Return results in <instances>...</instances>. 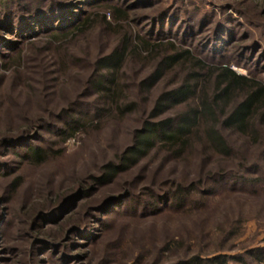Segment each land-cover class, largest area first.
I'll return each instance as SVG.
<instances>
[{
  "label": "rangeland",
  "instance_id": "obj_1",
  "mask_svg": "<svg viewBox=\"0 0 264 264\" xmlns=\"http://www.w3.org/2000/svg\"><path fill=\"white\" fill-rule=\"evenodd\" d=\"M88 1L95 0L0 4V23L7 22L5 11L14 23L22 14L40 22L27 33L6 32L0 26V264H171L218 254L264 264V254L258 259L248 254L264 250V193L250 195L262 186L243 183V175L264 179L260 116L250 120L254 140L220 127L232 147L227 161L203 153L180 159L152 151L116 179L90 181L81 188L84 180L101 177L104 164L117 161L116 154L131 143L133 130L158 95L184 83L188 64L166 70L149 90L140 86L160 56L173 50L166 42L188 49L206 64H227L237 74L264 83V0ZM104 3L120 12L103 10ZM102 13L109 25L102 22ZM86 15L87 26L64 35ZM63 21V37H53L61 33L57 27ZM125 34L160 43L149 56H127L120 69L123 93L138 109L119 119L91 117V126L68 134V118L60 113L66 110L83 121L97 109L99 94L89 87V78L96 61ZM17 49L20 53L13 58ZM33 147L43 149L48 158L30 163L27 155ZM220 170L230 176L215 186L207 207L201 200L203 206L181 213L165 198L152 199L172 182L201 179V185L210 184L207 177ZM114 197L120 199L111 203ZM169 240L179 244L164 250Z\"/></svg>",
  "mask_w": 264,
  "mask_h": 264
},
{
  "label": "trees",
  "instance_id": "obj_2",
  "mask_svg": "<svg viewBox=\"0 0 264 264\" xmlns=\"http://www.w3.org/2000/svg\"><path fill=\"white\" fill-rule=\"evenodd\" d=\"M94 2H99V0L88 1L87 4H94ZM0 4L4 5V0H0ZM100 7H104L103 10H114L116 14L120 12L118 8L110 4L104 3ZM3 13H5L3 15H5L4 19L7 22H5L6 24L0 23V26L2 29L7 30L6 32L13 33V31H16L18 33L21 31L22 33H27L30 32L29 28L31 26L36 27L40 23L27 20L29 17L23 14L20 16L22 20H15L16 23H14L11 20V16L7 15L8 11ZM115 19L118 20L119 17L116 16ZM101 20L106 25L110 24L106 20V13H102ZM89 22L90 19L87 15L82 17V19L70 25L68 28L71 29L66 31L67 33H64V35L81 31ZM20 23L21 25L17 26ZM65 23L63 21L61 27H57L62 31L59 34H52L53 37L59 35L63 37L64 29L62 27L66 26ZM158 45L160 43L125 34L118 46L113 48L109 54L98 59L94 67L96 72L90 76L88 85L94 92L99 94L100 104L97 109L93 110L92 115L86 117V120L83 121L69 117L70 113L63 110L60 116L68 118L64 121L67 126L66 132L73 135L77 130H83L91 126L94 122L93 119L95 121L111 117L119 119L136 111L138 109L137 102L131 101L123 93L125 86L120 83L119 72L127 56H149L148 54L156 52L159 48ZM166 45L173 48V50L171 49L170 53L167 54L161 53L157 68L146 81L140 83V86L145 90H149L166 70L175 65L188 64L189 67L188 69L186 68L188 72L183 81L184 83L158 95L148 115L140 119V127L133 130L131 143L122 152L116 154L117 161H109L104 164L101 177L92 176L90 179L84 180L85 185H82L81 188L90 181L101 182L116 179L117 176L136 165L141 158H144L152 151H161L168 156L180 159L190 158L196 153H203L213 156L219 161H227L228 158L232 157V147L227 142L223 131L220 130L221 126L224 129L237 130L246 138L250 137L252 140L256 138L257 134L252 129L253 126H251L250 120L260 116L261 120L264 121V83L259 79L237 74L227 64H206L202 58L196 57L186 48H175L169 42H166ZM7 46L11 48L10 44ZM19 53L20 51L17 49L13 58L18 57ZM155 54L158 56V53ZM211 84L212 86L210 87L209 85ZM235 98L238 99L237 101L235 100L232 110L230 112L226 111L229 106L231 108ZM179 104H183L181 111L172 114L166 113L168 109ZM66 132L61 130V134ZM47 155L48 153L43 149L33 147L28 152L27 160L32 164H40L48 158ZM261 160L264 161V151H262ZM237 164H241L240 158L237 160ZM253 168H256V166ZM213 173L210 176L206 175L208 180H210L209 182H211L210 184L205 185L204 183L201 185V179L188 182L184 180L172 182V185L169 184L171 187L166 192H163L162 195L156 196L152 194V199L155 200L159 196L162 200L165 198L166 203H171L170 206H173L174 209L181 213L191 212L203 206L202 204L204 203L202 201H206L204 206L207 207L210 200H212L211 196L216 193L215 186L230 176L223 170ZM247 181H250L249 184L262 186V190L254 189L252 193H249L250 195L264 193V182H261L264 179L261 176L246 179L243 175V183L247 184ZM17 184V179H15L12 186L16 187ZM81 196L84 197V193ZM119 199L120 197H114L110 202L112 203ZM155 204L154 202L152 205ZM178 244L179 242L169 240L164 250L172 248L174 245L178 246ZM256 251L258 252L255 253L254 250H249L248 254H251L254 259H258L259 256L264 254V250ZM228 260H236L247 264L244 258L237 256L227 257L224 254L208 257L194 255L171 264H227Z\"/></svg>",
  "mask_w": 264,
  "mask_h": 264
}]
</instances>
